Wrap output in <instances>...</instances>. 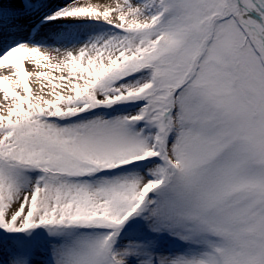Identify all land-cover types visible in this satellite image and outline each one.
<instances>
[{
  "label": "snow or ice",
  "instance_id": "snow-or-ice-1",
  "mask_svg": "<svg viewBox=\"0 0 264 264\" xmlns=\"http://www.w3.org/2000/svg\"><path fill=\"white\" fill-rule=\"evenodd\" d=\"M0 69V264H264V0H0Z\"/></svg>",
  "mask_w": 264,
  "mask_h": 264
},
{
  "label": "bare ground",
  "instance_id": "bare-ground-1",
  "mask_svg": "<svg viewBox=\"0 0 264 264\" xmlns=\"http://www.w3.org/2000/svg\"><path fill=\"white\" fill-rule=\"evenodd\" d=\"M91 2L93 3H97V4H109V3H114L115 0H91ZM55 53H53L54 55ZM27 71L35 73L37 71H46L48 72L50 75H60L59 72H55L53 73L51 69H45L42 66L40 67H35L33 64L28 63L27 65ZM0 74H8L7 70L5 69H0ZM48 81H44V83H47ZM30 85L33 88V91L35 94L39 93L40 90V81L36 76H32L30 78ZM45 91H47V89H45ZM0 98H2V93H0Z\"/></svg>",
  "mask_w": 264,
  "mask_h": 264
}]
</instances>
